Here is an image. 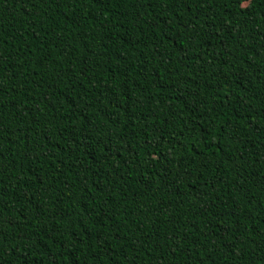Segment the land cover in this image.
Segmentation results:
<instances>
[{"label": "trees", "instance_id": "1", "mask_svg": "<svg viewBox=\"0 0 264 264\" xmlns=\"http://www.w3.org/2000/svg\"><path fill=\"white\" fill-rule=\"evenodd\" d=\"M0 264H264V0H0Z\"/></svg>", "mask_w": 264, "mask_h": 264}]
</instances>
